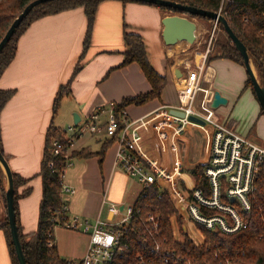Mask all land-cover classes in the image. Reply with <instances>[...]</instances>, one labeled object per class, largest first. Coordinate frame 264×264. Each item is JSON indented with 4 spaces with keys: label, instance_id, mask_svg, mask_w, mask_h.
I'll list each match as a JSON object with an SVG mask.
<instances>
[{
    "label": "crops",
    "instance_id": "obj_1",
    "mask_svg": "<svg viewBox=\"0 0 264 264\" xmlns=\"http://www.w3.org/2000/svg\"><path fill=\"white\" fill-rule=\"evenodd\" d=\"M170 16L160 8L146 4L103 1L96 14L91 46L81 61L80 71L71 82L70 94L63 98L55 116L54 102L58 92L71 81L83 55L87 32L85 10L80 7L43 17L33 22L19 38L16 56L0 77V90L15 91L14 97L0 114V131L4 155L12 172L28 180L27 184L18 188V194L31 190L28 196L18 201L24 235L33 234L38 228L43 195V183L39 174L49 127L53 124L64 130L73 126L75 115L79 116L77 125L83 124L95 111L105 109L111 103L119 104L124 98L152 91L151 84L137 63L122 67L123 52L126 49L125 24L128 25V33L138 34L143 38L151 65L167 79L160 99L143 106L127 108L126 114L132 124L130 136H138L140 154L154 166L166 171L178 187L181 182L189 191L196 186L190 171L208 164L213 128L209 124L201 126L190 123L182 133H175L180 123L170 111L179 106L178 86L185 74L183 63L189 60L195 66L200 57L188 52L185 43L165 45L164 24ZM193 21L197 24V40L206 34L205 22L212 27L211 21L198 18ZM219 66L245 70L244 66L227 59H216L208 63L197 110L203 115L211 113L220 123L243 133L239 124L225 117L227 113L222 110L236 95L233 96V91L224 82L217 81ZM217 92L223 102L214 108L212 105ZM258 106L259 116L264 117L260 104ZM107 121L108 118L103 115L100 119L101 127H105ZM140 121H145L146 125L135 128V123ZM249 133L243 136L260 146L256 138H250ZM108 140L110 136L105 132L86 134L72 148V152L89 148L96 155L90 158H73L72 166L66 171L65 183L76 191L74 195L62 196L68 206L70 218L79 217L88 220L91 225L97 219L106 221L108 207L103 204L104 199L121 207H133L142 191L132 182L135 179L123 173L116 165L118 142L106 151L103 161H100L98 154ZM3 204L0 190V215L4 211ZM178 204L182 207L181 203ZM180 216L184 218V226L190 237L197 243H203V235L187 219L183 210L180 211ZM174 223L178 228L177 216L172 218L173 229ZM192 227L201 237L198 234L195 235L197 239L192 236L189 231ZM80 234L84 237L83 248L81 251L71 250L68 254L77 263L86 255L90 241L89 235L83 232ZM56 242L63 255L60 238ZM0 264H12L6 236L1 229Z\"/></svg>",
    "mask_w": 264,
    "mask_h": 264
},
{
    "label": "trees",
    "instance_id": "obj_2",
    "mask_svg": "<svg viewBox=\"0 0 264 264\" xmlns=\"http://www.w3.org/2000/svg\"><path fill=\"white\" fill-rule=\"evenodd\" d=\"M35 0H1L0 1V42L7 33L11 24L20 15L27 5ZM105 0H55L36 8L20 25L16 34L0 55V77L14 60L17 44L22 34L29 26L46 16L56 15L64 11L83 7L87 17V32L84 39L82 58L77 65L71 81L60 88L54 102V116L58 113L61 102L70 94L71 82L80 71L81 61L92 43L96 14L100 4ZM123 3L133 2L119 0ZM182 5L192 6L198 9L218 13L222 8V15L228 20L230 27L237 37L247 47L250 58L255 67L261 86L264 87V0H166ZM138 3V2H133ZM149 5V4H146ZM167 12L170 15H184L172 8L150 5ZM203 21L208 19L198 18ZM128 25L125 24L122 67L137 63L145 77L152 86V91L134 97H127L117 106L116 117L118 121L117 132L103 145L98 154L103 161L106 151L121 140L125 131L122 123V115L130 106H143L151 101L160 99L164 87L167 84L166 77L160 75L151 65L146 45L138 34L128 33ZM216 59L231 60L244 66V59L235 45L231 42L221 26L220 35L215 42L212 52L208 56L207 63ZM251 89L255 94L251 80L245 82V89ZM13 90H0V114L6 104L14 97ZM263 115V111L261 110ZM75 140V137H74ZM62 144L60 155L55 156L54 143ZM70 146L63 130L53 124L46 134L45 149L39 176L42 178L43 195L40 204L39 223L37 231L30 235H24L20 223L18 201L28 196L30 189L23 194H18V188L28 183V180L14 174L16 216L19 228L20 240L26 257L27 264H79L61 256L55 238V229L63 226V221L57 219V213L64 206L62 182L60 173L65 169V149ZM0 150L4 153L1 131ZM89 148L72 152L73 158H90L95 156ZM6 157V156H5ZM53 163V166L51 164ZM208 165H200L190 171L196 182V188L203 191L206 197H211V185L206 175ZM182 190L188 189L183 182ZM226 185H223V192ZM256 192L251 196L250 211H243L236 201L222 197V203L235 208L242 220L247 224V229H242L230 234L216 228L208 230L204 225L195 222V226L204 237V243L197 246L190 235L183 230L184 218L179 216V211L172 201L167 190L155 183L148 189H143L133 204V217L130 224L118 228L121 231V245L123 253L118 257L122 264H264V166L261 168L256 181ZM0 190L5 203V179L0 168ZM191 194V192H189ZM201 212L206 217L228 215L208 207H201ZM7 214V212H6ZM177 216L180 239L174 234L172 218ZM154 221L150 222L149 219ZM193 221V220H192ZM0 229L4 231L8 243L12 264H19L16 250L11 238L8 217L0 222Z\"/></svg>",
    "mask_w": 264,
    "mask_h": 264
},
{
    "label": "built area",
    "instance_id": "obj_3",
    "mask_svg": "<svg viewBox=\"0 0 264 264\" xmlns=\"http://www.w3.org/2000/svg\"><path fill=\"white\" fill-rule=\"evenodd\" d=\"M218 13L222 15V8ZM211 23V30H207L205 34L208 35L205 51L199 53L196 50L193 54L195 57H200L199 62L195 66L189 60L183 63L185 74L178 86L179 106L176 110L184 112L186 116L185 118L174 117L180 123L176 134L182 133L186 126L192 123L188 120L191 115L203 119L206 124L213 128L210 160L206 171L211 185V197H206L203 191L197 189L196 186L188 192L183 190L182 193L180 185L178 187L176 181L170 178L166 171L156 165L154 166L148 158L142 156L137 145L138 136H130L129 129L132 124H130L126 112L122 115L125 131L121 140L118 141L119 150L116 155V165L125 174L142 184L144 189H148L158 182L161 188L169 192L179 211V216L180 211L183 210L187 219L193 223L194 221L198 222L208 230L218 228L223 232L233 234L242 229H247L248 226L235 208L221 202L222 197L225 196L228 200L236 201L243 211H250L252 207L251 196L256 192L257 177L264 166V148L254 144L227 125L220 123L211 113L203 115L197 110L198 100L204 89L203 83L208 69V56L212 52L218 34L221 32V25L218 20L211 21ZM118 105L111 103L107 108L95 111L83 124L69 126L63 130L66 139L70 142V146L65 149L66 167L59 175L63 195L76 193L74 188L65 183L66 171L72 166V148L76 141L86 134H101L103 132L112 137L118 128L116 117ZM103 115L108 118L105 127L100 125V119ZM145 125V121H140L135 123V128ZM54 146V155H60L63 149L62 144L55 142ZM224 184L226 187L223 192ZM178 203H181L182 207ZM103 204L108 207L107 220L97 219L93 225L88 220H82L79 217L70 218L66 204L57 213V219L63 221V228L81 231L90 236L87 253L78 262L79 264H122L118 261V257L123 253L124 247L121 245L122 234L118 228L130 224L133 217V207L125 205L121 207V205L109 203L106 199H104ZM202 206L217 209L227 214L231 223L223 216H204L201 212ZM149 221L153 222L154 219L151 217ZM194 242L197 246L204 243Z\"/></svg>",
    "mask_w": 264,
    "mask_h": 264
},
{
    "label": "water",
    "instance_id": "obj_4",
    "mask_svg": "<svg viewBox=\"0 0 264 264\" xmlns=\"http://www.w3.org/2000/svg\"><path fill=\"white\" fill-rule=\"evenodd\" d=\"M55 0H35L25 7L20 15L14 20L8 29L7 33L0 42V55L3 53L5 47L11 41L13 36L16 34L22 22L38 7L53 2ZM141 4L155 5L158 7L172 8L177 10L184 15H171L165 20V29L163 32V40L166 46H176L180 43L187 44L188 47H192L197 42V24L193 21L194 18H203L210 21L218 20L226 34L229 36L231 42L235 45L240 55L244 59V68L251 80L253 89L256 94V98L260 104V107L264 114V87L261 86L258 79L255 67L250 58L247 47L237 37L232 28L229 25L228 20L221 14L207 11L204 9H198L188 5H182L172 1L166 0H130ZM222 98L219 92L215 94L213 101V107L217 108L222 103ZM171 115L185 118V113L178 110H171ZM188 120L192 123L205 126L206 122L194 115L188 117ZM75 125L79 122V116L75 115ZM0 168L4 174L5 179V201H6V212L8 222L11 231V238L14 244L19 264H27L26 257L23 251V247L20 240L19 228L17 225L16 216V198H15V179L14 173L12 172L8 160L4 153L0 150ZM160 184L163 185L162 182ZM183 230L186 231V227L183 226Z\"/></svg>",
    "mask_w": 264,
    "mask_h": 264
},
{
    "label": "rangeland",
    "instance_id": "obj_5",
    "mask_svg": "<svg viewBox=\"0 0 264 264\" xmlns=\"http://www.w3.org/2000/svg\"><path fill=\"white\" fill-rule=\"evenodd\" d=\"M205 27L207 30H211L212 28L211 24L207 22H205ZM219 35L220 33L218 34L216 41ZM207 39H208V35H203L200 36L198 40L199 43L196 42L192 47H188L186 44L184 45H186L185 47H187L188 52L194 53L196 52L197 49L198 52L201 53L206 49ZM218 73L219 76L217 81L224 82L226 87H229V89L233 91V96L236 95L235 97L232 98L231 103L227 107L222 109L226 111L225 113H227V116L225 117H229V120L235 121L237 125L239 124L238 126L240 130L243 131V133L237 131L238 133L243 135L251 132V134L249 133L250 138H252L253 140L256 138L257 139L256 141H259L258 144L264 147V117L259 116V106H258L259 104L252 90L250 88L245 89V81L248 78V74L246 73L245 70L238 71L234 68H229L227 66H219ZM256 131H257V135H255ZM132 182L135 183L137 187H140L141 190L144 189L142 184H140L136 179L132 180ZM118 194H120V191H118ZM1 199L2 202L4 203V200L2 198V193H1ZM3 206H5V203L3 204ZM5 216H7V214H6V208L4 207L3 214L0 215V217H2L0 219V222L5 218ZM174 227H175L174 228L175 237L177 239H180L179 228H177L175 223H174ZM189 231L194 238L196 234L200 236V234L193 227L190 228ZM80 233H77L76 231L71 232L63 227H57L55 229V238L56 239L60 238L61 244L63 246V251H62L63 255H61L62 257L68 258V260L72 261L73 259H70L71 256L68 255L70 251L76 249L78 251H81L84 244V237L81 236L82 234ZM73 262H77V261H73Z\"/></svg>",
    "mask_w": 264,
    "mask_h": 264
},
{
    "label": "bare ground",
    "instance_id": "obj_6",
    "mask_svg": "<svg viewBox=\"0 0 264 264\" xmlns=\"http://www.w3.org/2000/svg\"><path fill=\"white\" fill-rule=\"evenodd\" d=\"M181 44V43H180ZM183 46V45H182Z\"/></svg>",
    "mask_w": 264,
    "mask_h": 264
}]
</instances>
